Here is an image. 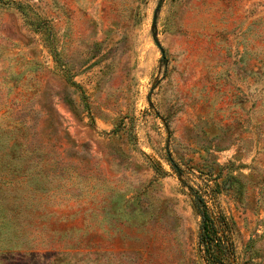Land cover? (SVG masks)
<instances>
[{"label":"rangeland","instance_id":"374dc122","mask_svg":"<svg viewBox=\"0 0 264 264\" xmlns=\"http://www.w3.org/2000/svg\"><path fill=\"white\" fill-rule=\"evenodd\" d=\"M191 188L264 264V0H0V264H213Z\"/></svg>","mask_w":264,"mask_h":264},{"label":"trees","instance_id":"16d2710c","mask_svg":"<svg viewBox=\"0 0 264 264\" xmlns=\"http://www.w3.org/2000/svg\"><path fill=\"white\" fill-rule=\"evenodd\" d=\"M191 192L195 196V212L201 217L200 243L203 251L213 264L223 263L226 253L228 254L229 238L233 234V229L226 220L221 217H214V213L208 206L207 199L210 195L207 196L206 194L209 193L213 197L217 191L215 188H209L204 192L202 188L197 190L191 188Z\"/></svg>","mask_w":264,"mask_h":264}]
</instances>
